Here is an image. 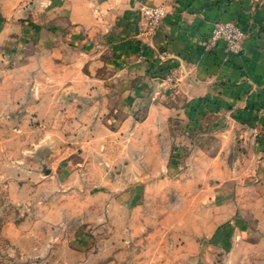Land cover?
Returning a JSON list of instances; mask_svg holds the SVG:
<instances>
[{"label":"rangeland","instance_id":"obj_1","mask_svg":"<svg viewBox=\"0 0 264 264\" xmlns=\"http://www.w3.org/2000/svg\"><path fill=\"white\" fill-rule=\"evenodd\" d=\"M53 1L0 0V264H264V106L189 102L180 60L98 30L83 50Z\"/></svg>","mask_w":264,"mask_h":264},{"label":"crops","instance_id":"obj_2","mask_svg":"<svg viewBox=\"0 0 264 264\" xmlns=\"http://www.w3.org/2000/svg\"><path fill=\"white\" fill-rule=\"evenodd\" d=\"M140 3L163 6L167 11L147 43L139 37ZM53 6L68 18L73 26L70 35L75 44L83 42V50L98 30L105 35L102 42L117 57L138 56L150 47L168 59L180 60L189 72L184 92L189 102L208 98L234 103L243 98L257 108L264 106V0H54ZM221 21L236 22L248 34L241 54H229L222 44L216 48L209 45L213 27ZM69 49L73 55L83 56L73 58L70 67L75 72L79 69L87 80L106 81L96 77L92 68L97 66L114 71L111 79L117 76L116 57L92 60L83 50ZM62 51L60 46L53 47L52 59L60 61ZM86 67L87 71L81 70ZM172 114L171 108L156 103L149 106L143 123L165 129Z\"/></svg>","mask_w":264,"mask_h":264},{"label":"built area","instance_id":"obj_3","mask_svg":"<svg viewBox=\"0 0 264 264\" xmlns=\"http://www.w3.org/2000/svg\"><path fill=\"white\" fill-rule=\"evenodd\" d=\"M140 24L149 36H153L162 22L167 11L163 6H151L147 3H140ZM248 34L242 31L236 22H217L212 30L210 46L216 48L223 45L225 50L232 55H239L244 50V44Z\"/></svg>","mask_w":264,"mask_h":264}]
</instances>
